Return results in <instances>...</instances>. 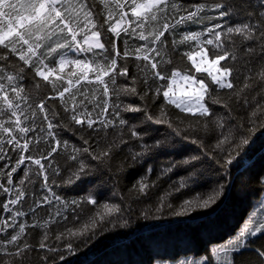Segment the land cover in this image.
<instances>
[{
	"label": "snow or ice",
	"instance_id": "6c2138e0",
	"mask_svg": "<svg viewBox=\"0 0 264 264\" xmlns=\"http://www.w3.org/2000/svg\"><path fill=\"white\" fill-rule=\"evenodd\" d=\"M208 7L206 2L185 7L181 0H0V192L5 194L0 210L7 214L0 215V253L8 258H0V264H25L35 247L46 253L43 264H58L64 259L62 249L73 251L74 240H90L103 230L107 218L122 212L119 204L98 203L92 191L69 201L49 184L50 173H65L61 182L67 185L87 180L113 164L122 146L133 139L141 142L139 150L129 151L127 158L133 162L167 142H142L146 133L122 113H142L145 120L167 125L202 147L204 141L194 134L213 125L220 135L212 151L221 153L213 159L225 172L252 134L264 128V0H214L211 7L223 22L188 30L200 23ZM231 17L237 22L231 23ZM181 45L192 50L180 53ZM170 51L186 58L190 68L175 66ZM42 87L49 91L40 96ZM124 97L141 103H125ZM161 97L164 104L153 114L151 105ZM49 101H59L62 112ZM166 106H174L184 118L173 119ZM216 106L226 109L227 117L216 112ZM237 108L246 116L230 125ZM62 114L76 132L87 133L79 137L81 147L68 151L63 166L54 156L69 149V142L56 131L68 127ZM200 161L199 155L173 161L155 179H150L153 168L148 167L129 192L136 198L147 196L178 167L195 169ZM122 168L123 164L117 172ZM33 176L42 178L47 194L25 211L26 188ZM188 187L187 177L173 182L155 212L167 208L172 215H187L217 204L225 191L219 184L209 193L184 199L177 209L170 197ZM44 206L51 211L41 223L34 217ZM148 214L144 212L145 218ZM127 223L124 220L122 226ZM31 228L44 230L35 246L28 241ZM249 237H264V202L236 235L212 243L206 254L181 264H245ZM251 251L264 264V247Z\"/></svg>",
	"mask_w": 264,
	"mask_h": 264
},
{
	"label": "trees",
	"instance_id": "16d2710c",
	"mask_svg": "<svg viewBox=\"0 0 264 264\" xmlns=\"http://www.w3.org/2000/svg\"><path fill=\"white\" fill-rule=\"evenodd\" d=\"M185 7L193 4L206 2L209 7L201 14L200 23L190 25L188 30L196 31L213 23H222L217 13L211 5L214 0H181ZM231 3L232 0H229ZM257 0H253L256 3ZM231 23H236L237 18H229ZM184 29L181 28L180 31ZM179 38V37H177ZM188 45H181L178 49L180 53L191 51ZM211 51V49H210ZM175 66L185 70L190 68V62L183 60L176 53H169ZM130 64L133 61H129ZM130 72L136 73L134 67H130ZM118 83H125L120 80ZM130 83V81L128 82ZM211 87V86H210ZM49 91L42 87L39 93L42 96ZM223 96V93H220ZM125 103L140 104L136 97H124ZM56 106V110L62 112L59 101H49ZM164 104L161 97L151 105L153 114H157L159 107ZM166 111L175 119L176 116L184 118V114L175 109L174 106H166ZM215 111L227 117V110L221 106H216ZM123 117L130 123L139 125L146 133L142 142L152 144L155 140L167 141L161 148L144 157L138 162H133L129 156V151L139 150L141 142L131 140L128 145L122 146L115 161L109 167L101 168L92 177L85 181L73 185L63 184L61 176L49 174V184L53 191L66 200L79 199L87 192L92 191L97 195L98 203L119 204L122 212L115 214L102 225L103 230H97L96 234L89 240L87 237L78 238L73 241L74 250L62 249L63 260H58V264H181L186 260H195L200 255L206 254L212 243L223 241L229 236H234L243 227L245 221L255 211L261 202H264V128L255 131L250 137V143L243 147L240 155L236 158L228 171L225 172L221 163H216L213 159H219V150L212 151L217 138L220 135L214 126H209V131L194 134L198 139L204 141L203 147L199 143H193L191 139L185 140L177 136L172 128L167 125H159L144 119L142 113H122ZM233 119L229 124L237 123L238 119L244 118L246 112L237 108L233 114ZM65 128L56 131L61 140L69 142V149L59 151L54 154L56 162L62 166L66 164L65 157L72 146L81 147L80 135L73 129L67 117L61 116ZM187 123V119L185 120ZM71 129V130H70ZM125 138L127 134L125 132ZM212 152L211 155L206 154ZM13 159L15 154L13 153ZM193 155L201 156V161L193 169L189 165H183L175 169L168 176L163 177L157 187L151 189L147 196H136L129 192L133 184L145 174L148 167L153 168L150 179H155L162 168L169 166L173 161H182ZM70 163V162H68ZM3 162H0L2 166ZM123 164L121 171L117 172V167ZM195 171V175H191ZM21 170L15 176L18 180L22 176ZM181 177L189 178L190 187L175 193L170 197L171 203L178 209L179 204L184 199H191L197 194L203 195L211 192L219 184L225 185V191L220 201L207 209H199L195 212L183 216L172 215V210L165 209L162 213H156L155 208L160 197L169 190V186ZM33 183L28 185L26 191V203L23 210L27 211L34 200H39L47 194L43 187V180L39 176L32 177ZM52 181H55L52 184ZM5 200V194L0 192V203ZM51 211L48 206L37 209L34 219L41 223L47 219V214ZM91 207L88 212L91 214ZM148 211L145 218L144 212ZM0 215L6 216L0 210ZM31 216V214H29ZM127 220L126 226L122 222ZM31 223V219H29ZM115 223V226H113ZM51 231L55 226H51ZM43 229L31 228L28 241L34 246L38 244L43 234ZM7 235V234H6ZM0 238H3L0 236ZM251 241L243 259L245 264H260L252 248L264 247V237H249ZM45 251L35 247L28 253V260L25 264H43L42 257ZM52 255L51 253H47ZM0 258L8 259L0 253Z\"/></svg>",
	"mask_w": 264,
	"mask_h": 264
},
{
	"label": "rangeland",
	"instance_id": "374dc122",
	"mask_svg": "<svg viewBox=\"0 0 264 264\" xmlns=\"http://www.w3.org/2000/svg\"><path fill=\"white\" fill-rule=\"evenodd\" d=\"M174 87H176L177 88V90L179 89V84L178 85H176V86H174Z\"/></svg>",
	"mask_w": 264,
	"mask_h": 264
}]
</instances>
